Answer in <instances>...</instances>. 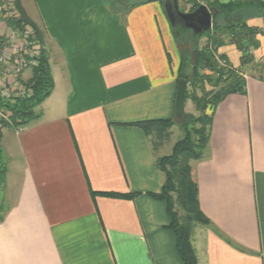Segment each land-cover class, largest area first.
<instances>
[{
  "label": "crops",
  "instance_id": "0c3cea01",
  "mask_svg": "<svg viewBox=\"0 0 264 264\" xmlns=\"http://www.w3.org/2000/svg\"><path fill=\"white\" fill-rule=\"evenodd\" d=\"M21 1L44 32L54 88L37 121L2 131L0 264H182L166 204L154 198L164 182L156 162L181 128L165 3L123 20L103 0ZM242 19L261 31L258 66L243 69L242 94L214 109L206 154L192 164L210 223L191 226L196 264H264V17ZM218 55L240 67L233 45ZM22 75L14 89L31 78ZM151 120L174 123L156 149L155 135L131 125Z\"/></svg>",
  "mask_w": 264,
  "mask_h": 264
},
{
  "label": "trees",
  "instance_id": "16d2710c",
  "mask_svg": "<svg viewBox=\"0 0 264 264\" xmlns=\"http://www.w3.org/2000/svg\"><path fill=\"white\" fill-rule=\"evenodd\" d=\"M103 1L110 12L116 16L128 14L133 9L149 2L161 1L163 3V0ZM174 1L172 0V3ZM204 1L208 7L215 8L218 13L212 18L210 31L202 36H191L195 44L191 51H180L182 59L178 75L179 79L187 83L186 101H191L201 116L187 115L183 118L180 124L184 133L183 138L173 146L169 156L159 158L156 162L158 170L164 175V182L160 193L154 198L166 204L169 218L168 229L175 236V247L182 264H196L194 251L190 244L192 224L210 226L198 204V191L193 177L192 164L202 160L206 154L214 109L228 95L244 92L243 69L252 66L254 58L250 51L258 47L257 36L261 34L260 30L248 27L244 19L238 22H230V19L233 14H240L246 10H255L264 17V0H230L227 3H222L220 0ZM198 7L199 5L193 6L190 11ZM13 24L25 27L20 19ZM39 28L45 39L43 30ZM173 32L176 33L174 29ZM185 36L186 32L179 30L175 38L176 44L179 40L185 43ZM202 39L205 43L199 46L198 43ZM228 44L233 45L241 54L238 69L226 66L225 56L218 55V50ZM190 57H192V62H190ZM217 59L223 61L225 66H221ZM257 66L253 64L254 68ZM188 67L190 68L189 76L185 73ZM206 85L211 86L212 91L207 92ZM24 87L27 90L26 96L11 100L0 99V111L8 115L6 116L8 121L2 124L0 138L3 130L26 127L40 118L35 110L50 96L54 88L46 45H44V50L40 51L38 65L31 70V78L24 82ZM198 91L201 93L200 96L197 95ZM207 109L211 110L209 115ZM131 125L141 129L148 136L155 135L156 142L153 147L156 149L160 142L168 139L169 130L174 123L171 120H151ZM4 176L5 168L1 163L0 150V185ZM104 195L112 198H132L134 196L133 194Z\"/></svg>",
  "mask_w": 264,
  "mask_h": 264
},
{
  "label": "built area",
  "instance_id": "2783aa9c",
  "mask_svg": "<svg viewBox=\"0 0 264 264\" xmlns=\"http://www.w3.org/2000/svg\"><path fill=\"white\" fill-rule=\"evenodd\" d=\"M18 19L20 17L14 0H0V99L2 100L27 95L24 86L14 89L10 79L14 80L24 71L36 67L40 58L41 50L35 33L26 25L14 26L13 23ZM250 53L252 54V51ZM218 62L221 66H225L223 61L218 60Z\"/></svg>",
  "mask_w": 264,
  "mask_h": 264
},
{
  "label": "water",
  "instance_id": "95a60500",
  "mask_svg": "<svg viewBox=\"0 0 264 264\" xmlns=\"http://www.w3.org/2000/svg\"><path fill=\"white\" fill-rule=\"evenodd\" d=\"M15 7L19 14L22 23L33 30L35 33L40 50H44V36L34 20H32L27 14L26 10L22 6L21 0H14ZM166 14L172 24V15L169 13L168 5H165ZM174 10L177 16L182 20L184 27L190 30L194 36H202L205 32L212 29V18L218 11L215 8H207L206 6H199L192 12L182 13L179 11L177 0L174 1ZM186 90L187 83L183 79L177 80V92L174 102V115L176 118L183 119L185 116V103H186Z\"/></svg>",
  "mask_w": 264,
  "mask_h": 264
},
{
  "label": "rangeland",
  "instance_id": "374dc122",
  "mask_svg": "<svg viewBox=\"0 0 264 264\" xmlns=\"http://www.w3.org/2000/svg\"><path fill=\"white\" fill-rule=\"evenodd\" d=\"M156 3H158V4H160L163 8H164V5L161 3V1H155ZM172 3V0H170V4ZM177 3H178V8H179V11L180 12H182V13H189V12H191L190 10H192L193 9V6H195V5H199V6H206L207 8H211V7H208L207 6V3L204 1V0H177ZM251 11H252V13H251ZM251 14H255L257 11H255V10H246L245 11V13H242L241 15L239 14V13H236V14H233V17H231V19H230V22H238L239 20H241L243 17H246V16H249V15H251ZM247 13V14H246ZM129 14V13H128ZM128 14H123V15H121V17L123 18V20H125V18L128 16ZM257 14H259L258 12H257ZM165 21H166V24H167V26H168V31H169V33H170V35H171V38H172V40L174 41V43L176 44V41H175V38H176V36H178V35H176V33H174L173 32V28H172V24H171V22H170V20H169V18H168V16H167V14H166V12H165ZM241 18V19H240ZM220 22H222V21H220ZM8 24H9V22H8ZM162 26H161V24H160V28H161ZM10 28H13V27H10ZM158 28V22L156 23V29ZM7 29V28H6ZM158 30V29H157ZM162 30V29H161ZM7 32V31H6ZM185 38V43H184V41H178V43L176 44V47H177V62H178V65H180V63H181V54H180V51H182V52H184V51H191V48H193V46L195 45L194 43H193V41L191 40V34L190 33H186V36L184 37ZM187 41V42H186ZM205 43V40L204 39H202L198 44H199V46H201V45H203ZM174 60H175V58H174ZM50 62V61H49ZM190 62H192V57H190ZM32 70V69H31ZM31 70H26V71H24L23 72V75H22V79H26L28 76H30V72H31ZM258 72V71H257ZM185 73L186 74H188V76L190 75V68L188 67V68H186L185 69ZM205 89H206V91L207 92H210V91H212V88H211V86H209V85H206L205 86ZM197 95L198 96H200L201 95V93L198 91L197 92ZM187 102V101H186ZM191 104H189L188 103V106H187V109H186V111L188 112V115H191V116H194V117H199V116H201V114L199 113V112H197L196 110H194V109H192V106H190ZM210 112H211V110L210 109H207V114L209 115L210 114ZM6 116H8V115H6V114H3L1 111H0V130L2 129V124H3V122H7L8 121V118L6 117ZM185 116H187V114H186V112H185ZM183 119H180L178 122H179V124H181V121H182ZM4 131V130H3ZM178 133L176 132V131H174V132H176V133H174L175 135L171 138V142H176V141H178V140H180V139H182L183 138V135H184V133H183V130L179 127L178 128ZM1 186V185H0Z\"/></svg>",
  "mask_w": 264,
  "mask_h": 264
},
{
  "label": "flooded vegetation",
  "instance_id": "af4514ba",
  "mask_svg": "<svg viewBox=\"0 0 264 264\" xmlns=\"http://www.w3.org/2000/svg\"><path fill=\"white\" fill-rule=\"evenodd\" d=\"M163 2L165 3V5H168L169 13L172 15V28L174 29L176 34L178 35L179 30H184L186 33H190L191 36H194L190 30H187L184 27L182 20L177 16L176 11L174 10V3L170 4V0H163Z\"/></svg>",
  "mask_w": 264,
  "mask_h": 264
}]
</instances>
